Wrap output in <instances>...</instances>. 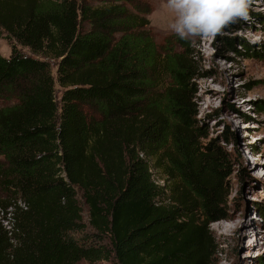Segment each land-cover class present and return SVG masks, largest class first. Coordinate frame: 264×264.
Returning a JSON list of instances; mask_svg holds the SVG:
<instances>
[{
  "label": "trees",
  "instance_id": "trees-1",
  "mask_svg": "<svg viewBox=\"0 0 264 264\" xmlns=\"http://www.w3.org/2000/svg\"><path fill=\"white\" fill-rule=\"evenodd\" d=\"M95 2L0 0V264H216L234 169L203 142L194 55L157 43L134 0Z\"/></svg>",
  "mask_w": 264,
  "mask_h": 264
},
{
  "label": "rangeland",
  "instance_id": "rangeland-1",
  "mask_svg": "<svg viewBox=\"0 0 264 264\" xmlns=\"http://www.w3.org/2000/svg\"><path fill=\"white\" fill-rule=\"evenodd\" d=\"M134 1L137 9L149 10V30L157 43L165 46L166 40L179 37L169 27L173 13L166 0ZM184 40L198 66L192 87L196 120L208 134L203 142L216 141L229 154L234 169L227 180V218L209 224L219 243L216 264H260L264 261V227L258 216L259 203H264V112L257 113L253 102L264 99V60L250 53L264 41V0H252L249 19L237 20L214 38ZM240 40L246 48L240 47ZM17 47L30 54L28 48ZM178 47L175 45V49ZM10 52V43L1 37L0 53L8 57ZM49 62L55 75L54 60ZM9 103L0 98V107ZM87 111L97 115L92 106ZM238 111L249 115L250 120L241 118ZM153 176L160 177L158 173ZM77 199L87 225V206L79 193ZM102 243L110 247L108 238ZM76 264L115 263L110 259Z\"/></svg>",
  "mask_w": 264,
  "mask_h": 264
},
{
  "label": "clouds",
  "instance_id": "clouds-1",
  "mask_svg": "<svg viewBox=\"0 0 264 264\" xmlns=\"http://www.w3.org/2000/svg\"><path fill=\"white\" fill-rule=\"evenodd\" d=\"M252 0H166L170 29L182 39H211L239 19H249Z\"/></svg>",
  "mask_w": 264,
  "mask_h": 264
},
{
  "label": "built area",
  "instance_id": "built-area-1",
  "mask_svg": "<svg viewBox=\"0 0 264 264\" xmlns=\"http://www.w3.org/2000/svg\"><path fill=\"white\" fill-rule=\"evenodd\" d=\"M19 204H20V203H19ZM0 215H1V212H0ZM0 218H1V216H0ZM2 223H3V225H4L6 228H8V227H9V225H8L7 221H5V220H2Z\"/></svg>",
  "mask_w": 264,
  "mask_h": 264
}]
</instances>
